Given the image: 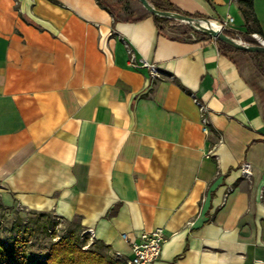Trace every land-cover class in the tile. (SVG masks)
Listing matches in <instances>:
<instances>
[{"label":"crops","instance_id":"1","mask_svg":"<svg viewBox=\"0 0 264 264\" xmlns=\"http://www.w3.org/2000/svg\"><path fill=\"white\" fill-rule=\"evenodd\" d=\"M168 2L264 39V0H252L255 23L238 0ZM125 43L163 76L130 65ZM13 206L78 221L126 259L162 228L149 264H264L258 96L213 39L174 40L149 16L114 21L96 0H0V207Z\"/></svg>","mask_w":264,"mask_h":264},{"label":"rangeland","instance_id":"2","mask_svg":"<svg viewBox=\"0 0 264 264\" xmlns=\"http://www.w3.org/2000/svg\"><path fill=\"white\" fill-rule=\"evenodd\" d=\"M108 1H110L115 10L122 16L128 14L134 16L148 14L137 0ZM118 1L119 3L117 4ZM175 24L179 32L170 29H166V31L172 37L187 39L184 36H180V33L187 32L190 29L189 26L178 21ZM252 34H233L231 38L251 45L252 40H257ZM187 37L190 40L196 39V36L191 33H188ZM259 38L264 40L260 36ZM229 57L241 68L249 84L257 88L255 92L258 96L262 112H264V62L258 67L251 54H243L240 52H230ZM86 235L89 236L87 240H85ZM62 237H72L83 250H95L103 255L110 263L121 264L119 261H116L113 252L97 249L90 235L85 230L81 231L78 221L65 223L56 219L52 214L36 212L21 206H13L10 208L0 207V243L6 249H11L12 247L17 248L29 258L32 264H38L43 261L50 245Z\"/></svg>","mask_w":264,"mask_h":264},{"label":"trees","instance_id":"3","mask_svg":"<svg viewBox=\"0 0 264 264\" xmlns=\"http://www.w3.org/2000/svg\"><path fill=\"white\" fill-rule=\"evenodd\" d=\"M119 1H123V0H119ZM119 1L117 2V4L119 3ZM147 1L151 3L154 6V8L157 10L179 12L174 8L172 4L168 2V0H147ZM238 1L241 5V12H242L245 22L255 23V19L252 14V0H238ZM96 2L101 8L106 10L113 17L114 21L137 22V21L142 20L146 16H149L152 18L153 23L158 31V34H166V29L179 32L175 24L176 21L172 19L153 16L149 13L139 15V16H134L132 14L122 16L118 13L117 10H115L114 6L111 5L110 1L96 0ZM192 17H197V16H192ZM223 32L224 34L230 37H232V35L235 34L225 29L223 30ZM188 33L189 34L191 33L194 36H196L195 41L202 40V39H211L205 36L204 34L192 31L191 29H189L187 32L180 33V36H184L187 39L180 38V37L178 38L172 37V39L189 40L187 37ZM247 33L259 34L260 31L257 27L250 26L248 27ZM214 41L218 46L219 52L226 57H229L230 52H240L243 54H251L253 60L255 61L258 67L261 66L262 62H264V53L244 52V51L233 49L229 45L219 40H214ZM251 44L257 45L258 43L256 40H252ZM253 88L254 90H257V88L255 87ZM0 264H32V263L30 262L29 258L26 255H24L22 252H20L17 248L12 247L11 249H6L0 243ZM38 264H112V263H110L103 255L96 252L95 250H92V249L83 250L74 238L62 237V238H59L58 241L50 245L43 261H41Z\"/></svg>","mask_w":264,"mask_h":264},{"label":"built area","instance_id":"4","mask_svg":"<svg viewBox=\"0 0 264 264\" xmlns=\"http://www.w3.org/2000/svg\"><path fill=\"white\" fill-rule=\"evenodd\" d=\"M233 19L230 16H227L223 22H216L218 25H221L223 29L228 30L229 25L232 23ZM253 37L260 39L257 33L252 34ZM127 52L129 54L130 65L134 67H146L149 69L150 75L152 78H160L163 76L158 69L151 63L141 60L140 63H137L134 58V54L129 46L125 43ZM194 104L197 106L200 113V122L202 126V131L207 135L209 134V110L207 106L201 102V100L196 96L192 95ZM222 139L220 138L218 143L220 144ZM213 148H211L208 154H211ZM240 173L243 178L250 179L252 175L251 165L248 162H244L240 165ZM90 235V238L93 239V231L91 229H86ZM122 237L127 241L128 237L126 234ZM165 241L164 233L162 228L153 229L150 232H142L138 235L137 240L130 243L131 249V258L126 259L120 253L113 252V256L116 261H119L121 264H149L155 262L161 254L162 245Z\"/></svg>","mask_w":264,"mask_h":264},{"label":"water","instance_id":"5","mask_svg":"<svg viewBox=\"0 0 264 264\" xmlns=\"http://www.w3.org/2000/svg\"><path fill=\"white\" fill-rule=\"evenodd\" d=\"M137 1L147 11V13L153 16L165 17L168 19H172L174 21H178L180 23L187 24L192 31L202 33L213 40H219L236 50L249 52V53H254V52L264 53V40L257 39L256 40L258 43L257 45L244 44L240 40H236L224 34L223 32L224 29L221 25H218V29H214L211 26L210 23L211 20L209 19L183 15L178 12L161 11L155 9L154 6L151 3H149L147 0H137ZM202 22L206 23V25H203Z\"/></svg>","mask_w":264,"mask_h":264},{"label":"bare ground","instance_id":"6","mask_svg":"<svg viewBox=\"0 0 264 264\" xmlns=\"http://www.w3.org/2000/svg\"><path fill=\"white\" fill-rule=\"evenodd\" d=\"M210 23H211V26L214 28V29H218V24L216 23V21H210ZM202 24L203 25H206V23H204V22H202ZM259 40H261V39H259Z\"/></svg>","mask_w":264,"mask_h":264}]
</instances>
